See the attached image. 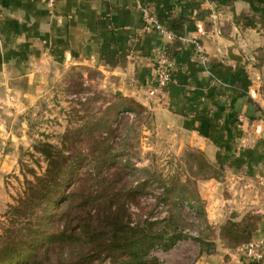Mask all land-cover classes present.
I'll return each instance as SVG.
<instances>
[{"label":"crops","instance_id":"1","mask_svg":"<svg viewBox=\"0 0 264 264\" xmlns=\"http://www.w3.org/2000/svg\"><path fill=\"white\" fill-rule=\"evenodd\" d=\"M141 2L178 38L144 30L138 0H58L50 12L42 0H0V101L25 108L57 67L97 70L149 112L155 137L175 143L177 156L201 155L215 173L197 184L211 238L182 241L168 263L185 264L190 245L191 264H264L244 253L264 238V0ZM162 48L174 69L158 92Z\"/></svg>","mask_w":264,"mask_h":264},{"label":"rangeland","instance_id":"2","mask_svg":"<svg viewBox=\"0 0 264 264\" xmlns=\"http://www.w3.org/2000/svg\"><path fill=\"white\" fill-rule=\"evenodd\" d=\"M48 73L41 93L25 108L0 101V264H27V248L33 246L40 264L68 260V226L78 223L95 237L81 255L75 253L71 264L122 262L120 249L106 252L104 246L115 229L126 230L125 221L131 228L144 229L147 222L154 233L183 237L169 253L151 249L146 264H153L152 259L159 264L176 261L187 239L195 247L199 240H209L212 230L196 199L198 181L215 174L202 164L205 159L193 152L177 156L175 143L152 133L149 112L118 97L97 70L69 65ZM45 144L59 154L49 178L61 174L25 213L21 202L42 187L34 176L42 178L46 172L39 152ZM110 205L122 213L115 226L105 219ZM62 231L66 237L60 242ZM117 238L123 242L135 237L126 231ZM7 242L15 249L10 257L2 250ZM190 245L182 256L185 264L194 258ZM106 253L108 258L101 260Z\"/></svg>","mask_w":264,"mask_h":264},{"label":"trees","instance_id":"3","mask_svg":"<svg viewBox=\"0 0 264 264\" xmlns=\"http://www.w3.org/2000/svg\"><path fill=\"white\" fill-rule=\"evenodd\" d=\"M118 97H120L122 100L124 101H128L130 103H132V105L134 107H136L137 109L140 108L141 111H143L144 109L138 105L136 102H134L132 99H128V98H123L122 96H120L119 94H116ZM134 110L136 112L135 109H131L130 111ZM127 112H130L128 110H126ZM54 147L49 145V144H45L44 146H42L41 150L39 151L42 156L44 157L46 164H47V169L46 172L44 174V178L42 177H37L34 176L35 182L37 183H42V187L38 188V192L36 195H31L30 197L27 198V200L22 201V207H24L25 213H27L28 211L33 210L36 202V200H42L44 198V196H46L47 190H49V186L51 184L56 183V176L61 174V171L57 172V175H55V177L49 178L51 171H52V167L54 164H56V162L59 160V154L55 153V151H53ZM39 150V149H38ZM199 155V154H197ZM202 157V156H201ZM202 161V164L206 167H209V165L205 162ZM28 182V181H27ZM32 186V183H28ZM41 185V184H39ZM37 186L34 187V189H36ZM30 189V187H29ZM32 190V189H31ZM37 190V189H36ZM197 199V197H196ZM68 201H69V197H68ZM183 201H185L187 204L191 202V200L189 198H185ZM197 202V201H196ZM193 203V202H191ZM193 207V205H192ZM122 216V213L120 212V210H113L112 206H109V213L106 215L105 219L107 221V223L109 222V226H115L117 223V219L118 217L120 218ZM126 217V216H125ZM124 217V219H125ZM27 218V216H26ZM28 220V219H27ZM101 223H99V226H103V221L100 220ZM99 222V220L97 221ZM129 222L125 221L124 227H125V231H121L120 230H116L115 232L109 239L107 245L104 246V248H106V252H110L111 250H117L120 249V251L122 252V254L124 255V260L118 264H146L147 262V256L149 254V251L151 249H156V250H161V251H169L170 249H172L174 247V245L180 241L181 237L179 234L177 233H173L169 236H167V234H159V233H154L152 232L147 225V222L145 223V227L148 228L146 229L144 227V229H141L139 226H136L134 228H131L128 224ZM151 226V225H150ZM148 230H150V232H148ZM127 231V233H131V236L135 237L134 239H128L127 241H123V242H119L118 241V234L119 233H125ZM58 238L60 239V242H63V239L65 240L66 234L65 232H61L60 234L57 235ZM54 236L50 235L49 237H47L49 240L52 239ZM94 235L91 233V231H87L85 232V229L82 225V223H78L76 226H74L73 229H71V227L68 226V260L67 259H60L58 261H56L55 264H71L70 261L72 260V257H74L75 253L76 255H81L82 252L88 247L90 246L93 242H94ZM167 237V239H166ZM124 243V244H121ZM118 244H121L120 246ZM12 246V242H7L6 244H4L3 247V252L6 254L7 257L12 256L11 254H13V252L15 249L11 248ZM119 246V247H118ZM115 247V248H114ZM113 250V251H114ZM27 251L29 252L28 257L26 258L25 263L27 264H40V261L37 260V249L36 247H28ZM107 253L106 256L103 257V259L101 260H105L107 259ZM93 258V257H91ZM11 259V258H10ZM9 260V259H8ZM93 260V259H91ZM150 261V260H149ZM151 262L153 264H159L157 259H152ZM115 264V263H114Z\"/></svg>","mask_w":264,"mask_h":264},{"label":"built area","instance_id":"4","mask_svg":"<svg viewBox=\"0 0 264 264\" xmlns=\"http://www.w3.org/2000/svg\"><path fill=\"white\" fill-rule=\"evenodd\" d=\"M58 0H42V2L46 5L47 9L52 11L55 3ZM175 4H179L184 1L191 0H172ZM201 3H205L208 0H197ZM138 8L140 12V19L143 24L144 30H154L160 33L162 36L166 37L168 40L172 41L177 39L178 37L172 33L171 31L165 29L163 25H161L156 19L153 10L150 5L146 3H142L141 0H138ZM184 40V39H183ZM198 53L200 54V60L202 62L205 61L204 57L201 55L202 49L201 46L196 44ZM174 69V60L168 49L162 48L158 52L155 58V66H154V85L156 91H163L171 82V76ZM215 79V78H214ZM257 81L260 85L264 86V76L259 77ZM215 83H220L217 79H215ZM245 256L252 262L259 263L264 260V238L258 240H252L248 242L244 247Z\"/></svg>","mask_w":264,"mask_h":264}]
</instances>
